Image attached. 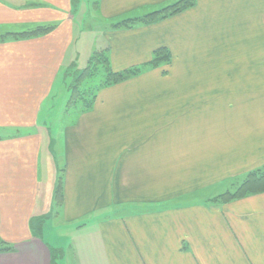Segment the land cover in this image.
Segmentation results:
<instances>
[{
  "label": "crops",
  "instance_id": "obj_1",
  "mask_svg": "<svg viewBox=\"0 0 264 264\" xmlns=\"http://www.w3.org/2000/svg\"><path fill=\"white\" fill-rule=\"evenodd\" d=\"M168 4L96 0L87 64L141 71L71 108L74 3L0 0V264H264V191L215 193L264 170V0Z\"/></svg>",
  "mask_w": 264,
  "mask_h": 264
},
{
  "label": "trees",
  "instance_id": "obj_2",
  "mask_svg": "<svg viewBox=\"0 0 264 264\" xmlns=\"http://www.w3.org/2000/svg\"><path fill=\"white\" fill-rule=\"evenodd\" d=\"M195 0H178L176 2L166 5L164 8L158 11L151 12L142 18L143 23H151L159 18H165L170 15L179 13L194 4ZM119 26L121 24H118ZM50 26H39L36 30L29 34H22V36L37 35L40 33H45L51 30ZM17 37V36H14ZM170 60V55L166 53L164 49H159L155 53L153 59L149 63L151 66H160L163 62L167 64ZM84 73L80 78H74L76 82H71V96L68 102V107H73L74 105L81 102L88 108L92 105L94 101L95 92L104 86H110L117 84L130 76L137 74L141 71L139 67H132L124 71L115 72L109 68V63L106 58L105 52L100 50L99 53L93 52L87 66L83 69ZM89 71V73H87ZM95 75V76H94ZM97 79V83L94 86L86 87L82 86L83 80L85 78ZM80 79V80H79ZM90 92V93H89ZM264 191V171L256 170L252 171L245 176V178L240 182L238 187L233 191H227L220 194L217 198L228 201L235 198H241L248 193L262 192ZM56 197L58 201H61V187L56 191ZM11 249V248H9Z\"/></svg>",
  "mask_w": 264,
  "mask_h": 264
},
{
  "label": "rangeland",
  "instance_id": "obj_3",
  "mask_svg": "<svg viewBox=\"0 0 264 264\" xmlns=\"http://www.w3.org/2000/svg\"><path fill=\"white\" fill-rule=\"evenodd\" d=\"M71 1L74 3V11L72 13L74 15V18L76 19V21H79L78 19H80V23H83L86 26V30H87L88 36H89V34L91 35V36L87 37L85 41L80 42V44L77 46V48L79 49L78 55L81 58L80 61H79V66H77L76 63L72 64V66L69 67L68 71H67V75L70 76V81L71 82L72 81L76 82V80H74V78L75 77L76 78H80V76H82V74L84 73V70L82 68H80V66L81 67L84 66L83 59H84V61L86 63L85 65H87V58L86 57L88 56L89 53H91L90 49L92 50V48H89L88 42H89V39H91V37L94 36V34H95L94 31H93V26L96 29V27H99L100 23L98 22V20L96 18H94L95 15H98V14H96V10L97 9L94 7L95 4H96V0H90L88 3H87V0H71ZM175 1L176 0H170V3H173ZM87 6L89 7L88 9H86ZM132 21L134 22L135 20H132ZM77 24H78V22H77ZM96 24H98V25H96ZM94 51L99 53L100 49H94ZM87 73H89V71ZM91 79L92 78H90V77L89 78H85L82 81L83 82L82 86L86 87L87 89H89L88 87H90V86L92 87L93 86V80H91ZM61 98H62V96H60V97L56 96L55 100L58 99L59 102H61ZM58 122H60V121H58ZM60 176H62V172L61 171H60L59 176L57 177L54 190L53 191H49L47 193L48 195L53 193V202L56 201V199H55L56 198V188H57V185H58V182H59L58 178ZM242 180H243L242 177L236 178L234 180H230L228 183H226V188H223L221 191H218V189H215V193L221 192V194H222V192L225 193V192H227L229 190L233 191V190H235L238 187V185L240 184V182ZM85 218H88V217H85ZM85 222H86V220H85ZM40 225H41L40 221H37V223H35V226H37V229H39V230L41 229ZM44 237H45V239H48L47 235H45ZM0 241H1V236H0Z\"/></svg>",
  "mask_w": 264,
  "mask_h": 264
}]
</instances>
